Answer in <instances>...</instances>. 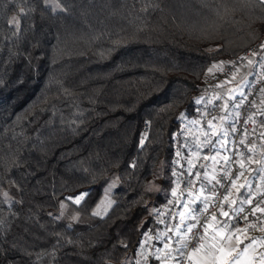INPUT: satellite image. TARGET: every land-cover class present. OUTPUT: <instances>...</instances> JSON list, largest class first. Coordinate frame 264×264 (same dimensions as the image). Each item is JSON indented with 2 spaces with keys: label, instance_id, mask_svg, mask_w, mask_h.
<instances>
[{
  "label": "trees",
  "instance_id": "1",
  "mask_svg": "<svg viewBox=\"0 0 264 264\" xmlns=\"http://www.w3.org/2000/svg\"><path fill=\"white\" fill-rule=\"evenodd\" d=\"M47 2L0 0V264H125L143 233L166 232L176 208L175 153L190 143L183 125L201 78L264 41V8L255 0ZM58 3L67 11L53 12ZM112 180L110 207L93 215ZM83 193L79 204L65 199ZM163 205L161 223L151 209Z\"/></svg>",
  "mask_w": 264,
  "mask_h": 264
},
{
  "label": "snow or ice",
  "instance_id": "2",
  "mask_svg": "<svg viewBox=\"0 0 264 264\" xmlns=\"http://www.w3.org/2000/svg\"><path fill=\"white\" fill-rule=\"evenodd\" d=\"M255 2L261 7L264 8V0H255ZM45 7H50L47 0H44ZM33 9L29 8L27 11L31 12ZM66 12L67 9L61 7L58 3L55 7L52 8L53 12L56 11ZM146 10V9H145ZM26 14L25 9L22 7L19 9L18 15ZM8 24L15 32L20 31V20L18 16H14L11 20L8 21ZM264 48V45H261ZM252 56L255 57L256 53H252ZM244 58H241L243 60ZM248 63H253L252 60H249ZM258 66H264L257 62ZM211 71V69H209ZM225 83V82H222ZM0 84H3V81L0 80ZM216 87H221V84L216 85ZM67 92V89L65 90ZM260 92H264V87L259 89ZM239 99L236 96H228L225 99L224 93L218 94L217 99L221 100L222 103L214 104L213 108L220 109L221 114L219 116H212L211 111L207 110V103L205 102L206 112H202L199 107H197V112H199L206 120L208 126V133H206V139L203 145L195 146L196 153L202 151L203 147H208L209 151L214 153L211 157L205 155L204 160L211 159L217 165H219L218 170H213V173L210 174L208 167L204 164H201L200 167L204 168L203 173L197 168V165L192 162L191 159L187 157H182L181 152L177 151L175 153L176 157L183 158L186 161L187 167L180 165L181 171H178L177 168L172 169V177H175L174 183L176 187L172 189V196L175 198V205L180 209L179 212H171L169 222L166 224V232L158 233L156 236L157 241H163L162 247L154 248L151 256L155 259L158 264H166L167 261H172L173 264H195L193 261V256L200 252L202 248L205 247L204 241L208 236L209 227L215 223L217 230L223 227H229L232 232H240L242 229L236 227L230 222L239 218L241 222H247L248 216H256L257 213L264 215V194L259 196L255 195L252 183L246 182L243 184L237 185V181L244 176L245 173V164H251L253 162V156L250 154L252 148L249 147V142L245 139L248 136H251L256 132L254 127L249 131L247 125L249 122H252L254 125L257 124L255 116L257 113L255 111L246 110L247 114L243 117L244 123L241 125L239 123L241 119L240 109L245 105L248 100V95L250 93H239ZM203 97L198 98L194 101L195 105H201ZM256 101L253 100L250 102L252 108H255ZM264 115V111L259 113ZM211 118H208V117ZM185 118V114H181V117L178 119ZM214 121H221L222 129L218 132H212L214 127ZM224 125H227L225 128ZM261 127H264V122H261ZM240 133L237 136V133ZM264 135V133H261ZM212 137H215L213 142ZM146 136L142 135L139 141L140 146L142 147L145 143ZM254 145L255 141H251ZM187 145H182L185 147ZM247 149L249 155H245V152L241 150V147ZM191 151V149H190ZM224 153L223 155H221ZM219 157V159H218ZM257 164L261 165V168H264V161H255ZM175 164H179V159L174 161ZM130 167L135 168L136 164L133 162ZM193 169H197L193 174ZM235 169V175H233V170ZM254 172H259V169H253ZM183 183L185 187L179 189L180 184ZM197 184L199 187H197ZM112 187V185H109ZM179 189L180 195L177 196V190ZM243 189V192H241ZM152 185H148L146 191H153ZM159 191V189H155ZM234 192L239 200L238 209H233V205L237 204V198H232ZM187 194V198H185ZM7 195V194H5ZM88 193H83L74 198L68 197L66 200H74L76 204H79ZM231 198V199H230ZM183 201V203H181ZM13 204L15 201L12 202ZM228 204L229 210L224 209V205ZM199 204V208H197ZM168 205H173V201L169 200ZM245 205L249 207L245 209ZM61 208L65 207L64 202H61ZM187 210L185 212L184 210ZM211 209V211H210ZM229 211H232L234 214L229 215ZM151 214L161 215L160 211L156 208L151 209ZM51 216L52 214L49 213ZM63 213H61V216ZM93 215H98V213L93 212ZM223 216L227 217V220L218 221L217 217ZM175 224L171 223V220H177ZM54 220L60 219V217L53 216ZM75 219V217L73 218ZM191 221V222H190ZM163 223L164 221H160ZM71 227V224L68 225ZM171 232L172 235L168 236L167 233ZM147 235V233H143ZM215 239V235L212 237ZM223 240L224 238H220ZM246 239H249L246 237ZM243 243V242H241ZM249 243H255V238L252 237L249 239ZM127 246L125 245V248ZM141 248H144L145 245L141 244ZM213 258L211 264H217L216 262V253L222 251V249H217L215 245L212 246ZM244 250H247V245H245ZM232 252H235V255H231ZM163 253V255H161ZM144 256L143 264H147L148 256L144 253L134 254V258L131 260H126L125 264H142L140 256ZM207 255V252L205 253ZM230 259L225 262V264H238L240 252L236 251V246L232 245L229 248ZM264 258V254L262 257ZM199 259V258H198Z\"/></svg>",
  "mask_w": 264,
  "mask_h": 264
},
{
  "label": "built area",
  "instance_id": "3",
  "mask_svg": "<svg viewBox=\"0 0 264 264\" xmlns=\"http://www.w3.org/2000/svg\"><path fill=\"white\" fill-rule=\"evenodd\" d=\"M261 45H264V41L260 44L251 45L236 58L213 62L209 67L211 71L208 70L203 75L197 89L193 93L194 101L203 97L201 105H195L190 115V120L195 125H197L202 130L209 131L206 120L202 118L199 112H197V107H199L202 112H206L205 102H208L207 110L211 111L212 116H219L221 114L220 109L213 108L214 104L222 103L221 100L217 99L218 94L224 93L225 99H227V97L230 95L236 96L237 99H239V93H250V95H248L247 102L240 109L241 119L239 123L241 125L244 123L243 117L247 114L246 110L255 111L257 113L255 116L257 124L254 125L252 122H249L247 125L249 131L255 127L256 132L245 138L249 142V147L252 148V152L250 154L253 156V162L251 164H245L246 170L244 176L237 181V185L243 184L247 180V182L252 183L255 195L257 196L264 194V168H261V165L255 162L264 161V151L262 150L264 147V135H261V133H264V127L259 126L261 122H264V115L259 114L260 112L264 111V92L259 91L261 87H264V66H258L257 64V62L264 64V48H262ZM252 53H256V56L253 57ZM241 58L244 59L241 60ZM249 60H252L253 63H248ZM230 83L235 84V87L239 88L240 91L231 94L224 92L222 89L224 86ZM218 84H221V87H216ZM253 100L256 101L255 108H252L250 105V102ZM208 118L211 117L209 116ZM213 124L214 127L212 130L220 128L223 122L214 121ZM147 129L148 123L146 122L144 123V130ZM236 135L239 136L240 133L238 132ZM251 141H255L254 145L251 143ZM241 150L245 152V155H249L247 149L243 146L241 147ZM223 154L224 153L221 155ZM218 168L219 165L214 162L213 170H218ZM253 169H259L260 171L254 172L252 171ZM213 170L210 172V174L213 173ZM233 175H235V169L233 170ZM196 207L199 208V204H197ZM232 207L233 209H238L239 200L237 201V204L233 205ZM244 207L247 210L249 206L245 205ZM224 209L226 211L229 210L227 203L224 205ZM233 214L234 213L232 211H229V215ZM217 219L218 221H223L227 220L228 218L218 215ZM230 224H234L236 227L242 229L240 232H231V236L233 238H237L239 235H242L245 238H257L264 233V215L260 213H257L256 216L249 215L248 221L246 223L241 222L239 218H237L230 222ZM253 245L257 247L256 244Z\"/></svg>",
  "mask_w": 264,
  "mask_h": 264
},
{
  "label": "rangeland",
  "instance_id": "4",
  "mask_svg": "<svg viewBox=\"0 0 264 264\" xmlns=\"http://www.w3.org/2000/svg\"><path fill=\"white\" fill-rule=\"evenodd\" d=\"M224 127L226 128L227 125H224ZM183 128L185 129V133L189 134V136L191 137V139L189 140L190 143H184L183 145H187L184 148L185 149H180L178 151L181 152V156L182 157H187L189 159L192 160V162L194 164H204L208 167L209 173L212 172L213 168H214V162L211 159L208 160H204L203 157L205 155L211 157L212 155H214V153L210 152L209 150H205L206 147L202 148V151H200L199 153H196L195 151V146L197 145H203L205 139H206V133H208V131H203L201 128H199L197 125H195L191 120H188L186 125H183ZM222 126H220V128L217 129H213L212 132H218L221 131ZM213 142L215 141V137H212ZM191 149V151H190ZM179 159V164H177V166L183 165L184 167H187L186 161L183 158H178ZM201 173H203L204 168L199 167L198 168ZM197 170V169H196ZM195 169H193L192 171H196ZM180 171V170H178ZM193 173V174H194ZM116 184V180H112L111 182H109L105 188H104V193L101 196V198L98 200V202L96 203V205L94 206L93 212L98 213V215H103L107 209L110 207L111 203H112V197H111V191L113 190L114 186ZM109 185H112V187H109ZM176 187V184H175ZM197 187H199V185H197ZM181 189H183V187H180ZM179 192H177V196ZM7 194L6 191L3 192L4 198L6 199L7 202H10L12 200L11 195H5ZM81 195V194H77L74 197ZM73 197V198H74ZM185 198H187V194H185ZM175 200V199H174ZM181 203H183V201H181ZM167 206L163 205L161 206V208L159 209L161 215L157 216L159 221H163L165 218V215L167 214ZM175 212H179L180 209L179 208H174ZM185 212H187V210H184ZM178 219L174 221V223L178 222ZM165 229H161L159 230V233H164ZM262 238H257L255 239V243L256 246L255 247L253 245L252 248V243L246 242L242 245V253L240 254L239 257V262L238 264H264V258H260L262 257V254H264V236H261ZM157 240L154 236H152L150 233H147L146 236H144V238L142 239L141 244H144L145 247L141 248L140 246L137 249V253H144L145 255L148 256V260H147V264H149V259L151 256V253L153 252L154 248H160L162 247V243L163 241L161 240L159 244H155ZM254 244V243H253ZM245 245H247V250L245 251ZM253 250H255L256 252L251 253ZM161 255H163V253H161ZM140 259L142 261H144V256H140ZM230 259V258H228Z\"/></svg>",
  "mask_w": 264,
  "mask_h": 264
},
{
  "label": "crops",
  "instance_id": "5",
  "mask_svg": "<svg viewBox=\"0 0 264 264\" xmlns=\"http://www.w3.org/2000/svg\"><path fill=\"white\" fill-rule=\"evenodd\" d=\"M235 86H236L235 84L230 83V84H227L226 86H224V88L222 90L224 92H226L227 94L239 92L240 89L235 87ZM231 232L232 231H230L229 227H223V228H219V230H217L216 224L213 223L209 227L208 236L204 241L205 247L202 248L199 253H197L196 255L193 256V261L195 262V264H211V261L213 258V251L211 249H212L213 245H215L217 249H222V251H218L216 253L217 264H225V262L227 260H229L228 259V258H230L229 248L232 245H235L236 251H239L241 254L242 253V245L246 242H249V240L246 239L245 237H243L242 235H239L237 238H233L231 236ZM213 235H215V237H216L215 239L212 238ZM261 236H264V233L258 237L262 238ZM220 238H224V239L221 240ZM257 238H255V239H257ZM241 242H243V243H241ZM254 244H256V243H254ZM252 248H253V243H252ZM206 252H207V255H205ZM254 252H256V251L253 250L251 253H254ZM231 255H235V252H232ZM166 264H173V263L170 261H167Z\"/></svg>",
  "mask_w": 264,
  "mask_h": 264
}]
</instances>
